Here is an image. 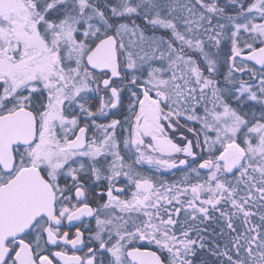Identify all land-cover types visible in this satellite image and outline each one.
I'll use <instances>...</instances> for the list:
<instances>
[{"label":"snow or ice","instance_id":"snow-or-ice-1","mask_svg":"<svg viewBox=\"0 0 264 264\" xmlns=\"http://www.w3.org/2000/svg\"><path fill=\"white\" fill-rule=\"evenodd\" d=\"M0 264H264V0H0Z\"/></svg>","mask_w":264,"mask_h":264}]
</instances>
